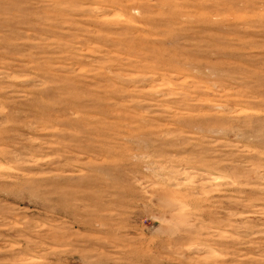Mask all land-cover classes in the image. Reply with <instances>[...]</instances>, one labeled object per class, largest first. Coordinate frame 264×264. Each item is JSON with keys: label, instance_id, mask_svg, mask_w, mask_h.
Listing matches in <instances>:
<instances>
[{"label": "rangeland", "instance_id": "374dc122", "mask_svg": "<svg viewBox=\"0 0 264 264\" xmlns=\"http://www.w3.org/2000/svg\"><path fill=\"white\" fill-rule=\"evenodd\" d=\"M0 264H264V0H0Z\"/></svg>", "mask_w": 264, "mask_h": 264}]
</instances>
